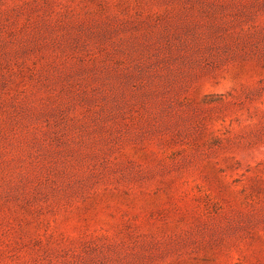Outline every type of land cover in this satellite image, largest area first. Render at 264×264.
<instances>
[{"label": "rangeland", "instance_id": "374dc122", "mask_svg": "<svg viewBox=\"0 0 264 264\" xmlns=\"http://www.w3.org/2000/svg\"><path fill=\"white\" fill-rule=\"evenodd\" d=\"M0 264H264V0H0Z\"/></svg>", "mask_w": 264, "mask_h": 264}]
</instances>
